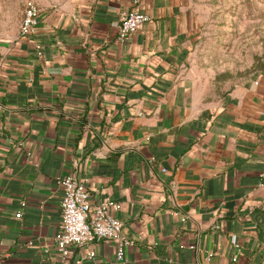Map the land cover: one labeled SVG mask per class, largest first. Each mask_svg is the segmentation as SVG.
Returning <instances> with one entry per match:
<instances>
[{
  "label": "crops",
  "instance_id": "crops-1",
  "mask_svg": "<svg viewBox=\"0 0 264 264\" xmlns=\"http://www.w3.org/2000/svg\"><path fill=\"white\" fill-rule=\"evenodd\" d=\"M131 7H40L34 33L0 39V264H61L66 175L119 203L127 264H264V74L207 98L186 0H139L149 20L119 41ZM114 251L76 246L68 264Z\"/></svg>",
  "mask_w": 264,
  "mask_h": 264
},
{
  "label": "rangeland",
  "instance_id": "rangeland-1",
  "mask_svg": "<svg viewBox=\"0 0 264 264\" xmlns=\"http://www.w3.org/2000/svg\"><path fill=\"white\" fill-rule=\"evenodd\" d=\"M28 1L41 8L81 0H0V39L17 31ZM190 70L209 99L264 74V0H186Z\"/></svg>",
  "mask_w": 264,
  "mask_h": 264
},
{
  "label": "built area",
  "instance_id": "built-area-1",
  "mask_svg": "<svg viewBox=\"0 0 264 264\" xmlns=\"http://www.w3.org/2000/svg\"><path fill=\"white\" fill-rule=\"evenodd\" d=\"M40 13V6L35 1L25 4L19 26L20 37L36 31ZM148 20L149 17L139 10V0H132V7L120 12L117 39L127 41ZM37 48L40 55L41 47ZM2 129L0 122V132ZM58 184L62 189L61 222L54 237V245L61 264H68V256L73 247L89 246L99 241L115 245L114 257L109 264H127L126 248L130 241L121 235L122 223L116 217L119 203L104 200L92 205L83 181L72 175L62 177ZM87 258L93 260L94 252H88Z\"/></svg>",
  "mask_w": 264,
  "mask_h": 264
}]
</instances>
